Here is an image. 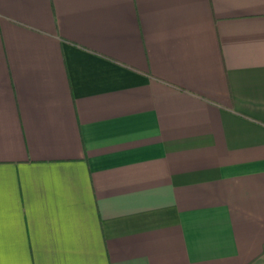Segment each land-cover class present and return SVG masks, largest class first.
Listing matches in <instances>:
<instances>
[{"label": "crops", "instance_id": "obj_1", "mask_svg": "<svg viewBox=\"0 0 264 264\" xmlns=\"http://www.w3.org/2000/svg\"><path fill=\"white\" fill-rule=\"evenodd\" d=\"M0 264H264V0H0Z\"/></svg>", "mask_w": 264, "mask_h": 264}]
</instances>
